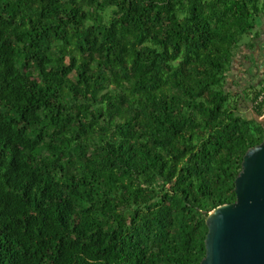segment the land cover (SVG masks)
Here are the masks:
<instances>
[{"label": "trees", "instance_id": "16d2710c", "mask_svg": "<svg viewBox=\"0 0 264 264\" xmlns=\"http://www.w3.org/2000/svg\"><path fill=\"white\" fill-rule=\"evenodd\" d=\"M262 16L264 0H0V264H201L209 212L264 140L241 109L263 115V76L225 89Z\"/></svg>", "mask_w": 264, "mask_h": 264}, {"label": "water", "instance_id": "95a60500", "mask_svg": "<svg viewBox=\"0 0 264 264\" xmlns=\"http://www.w3.org/2000/svg\"><path fill=\"white\" fill-rule=\"evenodd\" d=\"M251 114L264 128V115ZM236 201L206 218V255L201 264H264V140L248 149L235 180Z\"/></svg>", "mask_w": 264, "mask_h": 264}, {"label": "crops", "instance_id": "0c3cea01", "mask_svg": "<svg viewBox=\"0 0 264 264\" xmlns=\"http://www.w3.org/2000/svg\"><path fill=\"white\" fill-rule=\"evenodd\" d=\"M253 36L254 38L251 37V39L253 38L254 40H252L251 42L255 41L254 43L256 44L264 42V16L259 19ZM252 49L253 46H248L247 44L241 45L238 49V52L236 53V56L232 62V65L236 67V74L234 76L228 75V79L231 80V85L240 86L243 79L242 77L244 75L242 72L245 70V63L248 62L250 50Z\"/></svg>", "mask_w": 264, "mask_h": 264}, {"label": "rangeland", "instance_id": "374dc122", "mask_svg": "<svg viewBox=\"0 0 264 264\" xmlns=\"http://www.w3.org/2000/svg\"><path fill=\"white\" fill-rule=\"evenodd\" d=\"M251 40H252L251 39V35H243L242 38H241L240 46L243 45V44H249L251 42ZM259 52L260 53L264 52V42L258 43L256 45V47L254 46L253 49L250 50V54H249L248 62L247 63L249 64V62H250V66H251L250 69L251 70H254L255 66L259 62L256 59V55ZM235 68L236 67L234 65L231 66V70L229 72V75L230 76H234L236 74ZM239 87L241 88V86H233V85H231V80L228 79V82L226 84V88L225 89L228 92H231V94H233V95L236 96L237 93H238L237 91L240 89ZM249 92H252V91L248 90L247 93L249 94ZM250 106H251V103L250 102H242L241 109L244 111V113L252 116L251 111H250Z\"/></svg>", "mask_w": 264, "mask_h": 264}, {"label": "flooded vegetation", "instance_id": "af4514ba", "mask_svg": "<svg viewBox=\"0 0 264 264\" xmlns=\"http://www.w3.org/2000/svg\"><path fill=\"white\" fill-rule=\"evenodd\" d=\"M256 59L259 62L255 66L254 70L250 69V67H251L250 62H249V64L245 63V70L242 72L244 75L242 77L243 79L241 81V84L249 85V86H251L253 84L254 87L255 86L258 87L257 86L258 81L264 75V52L257 53ZM246 89H249V88H246Z\"/></svg>", "mask_w": 264, "mask_h": 264}, {"label": "built area", "instance_id": "2783aa9c", "mask_svg": "<svg viewBox=\"0 0 264 264\" xmlns=\"http://www.w3.org/2000/svg\"><path fill=\"white\" fill-rule=\"evenodd\" d=\"M254 104L260 107L264 115V75H263V80L258 87V94L256 95Z\"/></svg>", "mask_w": 264, "mask_h": 264}]
</instances>
